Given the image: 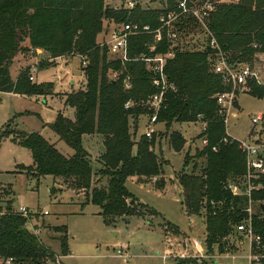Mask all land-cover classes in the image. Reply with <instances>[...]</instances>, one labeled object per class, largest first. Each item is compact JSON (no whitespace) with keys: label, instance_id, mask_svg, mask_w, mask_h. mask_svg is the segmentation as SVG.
<instances>
[{"label":"trees","instance_id":"obj_1","mask_svg":"<svg viewBox=\"0 0 264 264\" xmlns=\"http://www.w3.org/2000/svg\"><path fill=\"white\" fill-rule=\"evenodd\" d=\"M178 1L166 0V7L162 9H148L137 1L130 9L109 6L107 0H0V92L33 96L49 93L53 87L52 83L38 84L28 70L22 71L16 79L13 77L12 65L24 50L43 49L48 53L47 63L45 59L39 63L41 69L66 56L78 54L87 59V65L82 64L85 87L69 93L66 99L76 111L75 119L59 114L52 124L60 139L74 149V154L64 155L37 132L13 134L8 129L10 123L6 129H0V149L3 141L12 136L28 148L33 157L34 165H19L21 171L36 178L52 175L63 180V185L87 193L89 202L100 207V214L109 223L128 216H145L147 212L156 214L129 191L126 182L134 176L151 179L161 175L164 162L153 149L156 136L142 134L135 140L131 131L132 118L137 122L140 116L151 112L144 102L158 91L152 84V73L140 59L125 64L120 59H110L108 46L101 45L98 39L105 29V20H111L114 25L132 20L156 28L160 25V16L176 9ZM212 1L214 8L207 25L229 61H250L256 54L264 53V0ZM198 24L189 15L183 17L178 26L183 35H192ZM152 38V33L131 36L130 57L155 55L170 49L165 39L151 51ZM26 40L28 47L23 45ZM174 49L175 54L166 63L165 70L175 89L168 91L167 105L160 110L158 120L168 128L174 122H196L199 115L207 122V129L200 136H206L209 145L195 154L204 158L205 164L198 173L188 174L184 170L179 179L186 211L206 214L207 251L213 253L217 245L218 254H225L234 247L230 237L239 232L237 226L248 217L250 203L247 195L236 194L229 188L230 183L247 171L246 154L238 141H224L228 136L227 126L219 112L216 95L230 87L212 69L215 51L208 44L201 50L182 46ZM114 72H119V77L114 78ZM126 76H130L129 88L125 86ZM249 86L252 95L264 98V84L252 79ZM129 101L134 105L127 108ZM96 133L103 137L105 146L99 158L103 166L101 176L108 178L107 185L101 187L93 186L91 154L83 144L85 136ZM170 142L175 150H181L185 139L180 131L174 130ZM190 158L188 153L186 164ZM156 186L162 189L166 181L158 180ZM55 191L57 188L53 187L52 193ZM252 200L253 207L259 208L253 212V228L264 244V213L260 207L264 203V189L254 192ZM25 222L26 218L17 213L12 204L6 208L0 206V253L37 264L57 258L38 235L24 227ZM54 228L62 233L59 241L65 255L69 251L67 227Z\"/></svg>","mask_w":264,"mask_h":264},{"label":"rangeland","instance_id":"obj_2","mask_svg":"<svg viewBox=\"0 0 264 264\" xmlns=\"http://www.w3.org/2000/svg\"><path fill=\"white\" fill-rule=\"evenodd\" d=\"M124 1L107 0V4L120 7ZM135 1L148 9L166 7V0ZM189 1L197 7L205 5V0ZM198 25L192 35H181L179 43L183 48L201 50L207 46L206 35L202 26ZM113 26L111 20H105V29L99 36V42L110 38ZM23 45L28 47L29 41L26 40ZM109 58L116 59L112 53H109ZM42 59L47 63L48 53L45 50H24L12 65V75L16 79L22 71L28 70L38 84L52 83L53 87L49 93L33 96L0 92V129H6L10 123L8 129L13 134L37 132L54 143L64 155L71 156L74 149L60 139L52 124L56 122L59 114L70 119L76 117L75 109L66 103V99L69 93L85 87L82 59L78 54L66 56L53 60L49 67L41 69L39 63ZM33 61H37V68L35 63L32 64ZM238 64L250 65L258 77L250 78L241 91H238L231 116L220 114L224 118L228 117L227 130L234 138L244 140L249 135H255L252 139L260 138L264 141V120L257 125L252 123L253 117L264 114V98L252 95L249 86L252 79L264 84V53L256 54L254 59ZM202 118L199 117L196 122H174L170 128L164 122H158L151 127L155 129L152 136L157 138L153 149L160 161L164 162L162 174L157 177L158 180L164 179L166 186L157 188L158 180L155 178L138 176L129 178L126 186L140 202L153 208L156 214L147 212L145 216H128L127 219L119 218L116 223H109L100 214V207L89 202L87 193L73 190L67 184L63 185L65 182L58 177L43 175L36 178L21 171L19 165H34L33 157L31 151L12 136L3 141L0 149V206L6 208L12 204L15 210L26 206L34 213L33 224L40 226L39 237L54 255L60 256L59 260H56V256L55 259L46 260V264H179L176 255H180L185 249L184 238H199L204 246L206 244V214H190L186 211L183 204L184 190L179 179L184 170L188 174L194 171L198 173L205 164L204 158L195 156L198 150L206 147L200 136L202 128L207 124ZM147 120V115L140 116L137 122L134 118L131 119V131L135 140L145 134L149 127ZM174 130L180 131L185 139L181 150H175L171 145L170 135ZM83 144L91 154L93 186L107 185L108 178L101 176L103 166L99 161L105 151L103 137L98 133L87 135ZM188 153L191 158L186 164ZM53 187L57 188L54 193ZM46 210L48 214H44ZM258 210V206L254 205L253 212ZM55 226L67 227L69 251L65 255L59 241L62 233L56 231ZM178 229L182 236H174L180 234ZM230 241L234 247L225 254H218L217 245L213 253L208 252L205 246L208 258L201 261L194 258L178 260L181 264H204V261L208 264H251L248 258L249 239L246 235L235 232ZM241 242H245L244 245ZM121 246L126 247L128 261L117 252ZM168 251H173L174 256L164 261L163 255Z\"/></svg>","mask_w":264,"mask_h":264},{"label":"built area","instance_id":"obj_3","mask_svg":"<svg viewBox=\"0 0 264 264\" xmlns=\"http://www.w3.org/2000/svg\"><path fill=\"white\" fill-rule=\"evenodd\" d=\"M205 5L192 4L189 0H179L176 9L163 13L160 16V25L156 28H152L150 24H144L138 21L128 20L120 24H115L112 27L110 38L102 41L101 45H107L109 52L115 55L116 59H120L123 64L132 60H142L146 63V66L150 73H152V84L158 89V91L149 96L148 100L144 102V105L151 111L148 113L147 128L145 134L148 137H152L155 132L153 127L158 120V114L160 110L167 105V93L171 89H175V84L169 81L166 74V63L175 54L174 47L181 46L179 41L182 32L179 29L178 23L183 17L192 15L198 23L202 26V30L207 38V44L215 51L212 57V69L215 73L222 76L224 83L230 87V90L218 93L216 95L217 105L219 112L225 116L228 114L231 116V111L236 103V97L238 91L243 88L250 78L258 77V74L254 69L246 64L239 66L238 63H231L222 51L220 43L215 34L208 28L207 19L214 8L212 0H205ZM137 4L135 0H128L123 2L120 6L126 8H134ZM118 8V7H117ZM204 28V29H203ZM152 33V44L150 50L153 51L156 47L167 40L170 43V49L167 52L157 53L155 55L141 54L139 57L132 58L129 55V38L131 36ZM83 66L87 65V59L80 55ZM38 64H36V68ZM32 68V67H31ZM32 70V69H31ZM34 70L35 67H34ZM114 78L119 77V72H114ZM131 85L130 76L125 77V86L129 88ZM241 91V90H240ZM134 105L131 101L126 103V107L130 108ZM202 118V115H199ZM227 126L228 117L224 118ZM264 120V114L260 113L252 118L253 125H257ZM207 124H205L203 131H206ZM228 132V130H227ZM254 132H251V134ZM255 135L244 140H238L228 133V136L224 138V141H238L239 147L246 154V166L247 171L244 176L238 178L236 182L229 184V188H232L236 194H244L250 198L248 217L245 218L237 226L239 232H242L249 239V254L248 258L251 264H264V244L262 237L254 231L252 216H253V200L252 195L256 191L264 189V141L260 138L252 139ZM202 143L205 146L209 145V140L206 136L202 137ZM217 148L214 147V150ZM17 213L26 218L24 227L35 235H40V228L33 224L34 213L26 206H21L16 210ZM44 214H48V211H44ZM185 249L180 255H176L178 259L194 258L201 261L203 258H208L206 254L205 246L201 239H185ZM188 245L190 247L188 248ZM125 246L117 251L119 256L128 261V254L125 251ZM192 252V253H190ZM174 256L173 251H168L163 255L164 261ZM57 260L60 256H57ZM0 264H37L34 261L23 260L15 255H7L0 253Z\"/></svg>","mask_w":264,"mask_h":264},{"label":"crops","instance_id":"obj_4","mask_svg":"<svg viewBox=\"0 0 264 264\" xmlns=\"http://www.w3.org/2000/svg\"><path fill=\"white\" fill-rule=\"evenodd\" d=\"M138 2H139V1H138ZM260 54H261V53H260ZM34 63H35V65L38 64L37 61H36V62H34V61L32 62V64H34ZM32 64H31V65H32ZM32 76H33V75H32ZM234 116H236V114H234ZM253 134H254V133H253ZM155 179L158 180V177H155ZM178 230H179V229H178ZM179 233H180V234H175L174 236H182V233H181L180 230H179ZM184 239H186V238H184ZM184 239H183V240H184ZM244 243H245V242H241V245H244ZM183 251H184V249H183ZM126 253H127V252H126ZM214 256H215V255H214ZM214 256H213V257H214ZM177 261H178V263L180 262V260H177Z\"/></svg>","mask_w":264,"mask_h":264},{"label":"water","instance_id":"obj_5","mask_svg":"<svg viewBox=\"0 0 264 264\" xmlns=\"http://www.w3.org/2000/svg\"><path fill=\"white\" fill-rule=\"evenodd\" d=\"M260 207H261V209H262V212L264 213V203H262V204L260 205Z\"/></svg>","mask_w":264,"mask_h":264}]
</instances>
